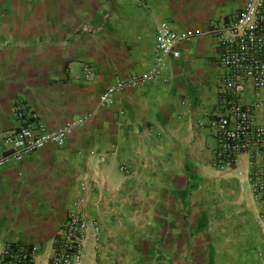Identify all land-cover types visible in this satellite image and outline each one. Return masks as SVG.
<instances>
[{
	"label": "crops",
	"instance_id": "crops-1",
	"mask_svg": "<svg viewBox=\"0 0 264 264\" xmlns=\"http://www.w3.org/2000/svg\"><path fill=\"white\" fill-rule=\"evenodd\" d=\"M244 3L0 0V157L19 126L16 103L47 132L82 120L61 143L0 166V253L35 244L36 264H47L66 216L80 211L78 264H264L251 158L216 169L208 127L226 74L213 30ZM161 21L188 36L162 75L100 106L117 80L149 72ZM241 83L239 103L258 104L252 117L264 128V90ZM252 159L264 164V150Z\"/></svg>",
	"mask_w": 264,
	"mask_h": 264
},
{
	"label": "built area",
	"instance_id": "built-area-1",
	"mask_svg": "<svg viewBox=\"0 0 264 264\" xmlns=\"http://www.w3.org/2000/svg\"><path fill=\"white\" fill-rule=\"evenodd\" d=\"M213 32L219 46L216 63L226 74L221 78L218 92L221 113L208 121L215 139L212 165L218 170L231 168L240 154L249 155L247 178L251 196L264 203V164L252 159L264 150V128L254 123L252 117L258 104L243 106L238 101V95L243 91L242 81L250 82L254 90H264V0H245L238 12ZM187 38V35L180 36L173 31L167 22H159L154 32L153 61L149 72L117 80L102 93L99 105L108 106L115 92L131 84L159 78L176 44ZM12 113L19 126L4 138L9 149L0 157V166L22 160L47 142L61 143L66 134L82 122L77 120L47 132L34 116L27 114L22 103L14 104ZM85 225L80 211L68 213L53 241L47 264H78ZM39 253L40 247L35 244H8L0 253V264H36Z\"/></svg>",
	"mask_w": 264,
	"mask_h": 264
}]
</instances>
